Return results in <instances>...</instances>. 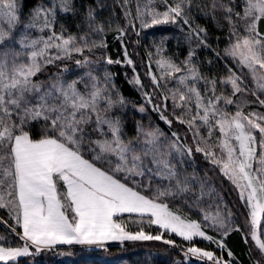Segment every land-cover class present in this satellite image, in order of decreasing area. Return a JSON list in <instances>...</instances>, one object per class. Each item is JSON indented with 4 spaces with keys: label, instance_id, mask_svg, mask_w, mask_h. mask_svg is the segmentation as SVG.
Instances as JSON below:
<instances>
[{
    "label": "rangeland",
    "instance_id": "rangeland-1",
    "mask_svg": "<svg viewBox=\"0 0 264 264\" xmlns=\"http://www.w3.org/2000/svg\"><path fill=\"white\" fill-rule=\"evenodd\" d=\"M154 2L142 0L136 7L141 29L137 37L148 52L147 69L141 70L148 87L144 97L148 109L142 114L140 134L146 153L140 163V158L120 151L118 164L127 170L134 162L142 165L150 177L145 182L148 192L154 176L162 182L175 178V187L166 183L168 190H161V184L160 192L155 189L153 195L165 199L173 187V194L186 193L185 200L172 208L95 165L104 175L95 176V210L79 209L75 216L64 187H59V171H52L57 174L52 177V190L54 184L60 190L54 194L61 209L56 218L55 203L47 195L42 199L28 194L27 184L22 189L30 199L20 205L15 193V159L23 152H33L39 159L34 169L42 173L49 168L45 148L64 146L79 154L61 137L76 145V127L91 120L89 115L82 116V104L91 87V107L95 108V102L98 107L105 103L100 98L103 91L97 88L108 87L107 63L115 61L105 58L101 20L84 23L76 33L61 24L59 14L68 12L72 0H47L26 14L21 13L18 0H0V208L11 206L10 212L15 213V201L19 206L14 226H8L9 233L2 238L21 243L14 248L0 246V262L23 257L29 262L73 264L83 257L79 264H93L86 257L95 255L105 264H129L143 257L130 260L128 255L145 253L147 262L160 259L166 263L171 258L181 264L182 259L172 256L178 252L185 256L184 261L230 264L212 251L174 246L160 232L183 241L201 239L219 249L224 233L238 224L252 264H264V36L254 26L256 18L264 16V0H245L244 14L234 24L236 30L230 31L227 44L216 45L215 52L205 48L201 53L197 50L203 44L202 30L180 21L192 22L185 6L175 3L161 8L153 6ZM167 25L175 26V44L188 45L184 60L169 49L166 40L171 37L156 30ZM127 40L133 42L130 36ZM134 59L125 52L122 64L132 70L126 72L128 80L139 88L142 84ZM153 104L161 105L164 119L176 123L181 134L192 137L204 162L199 169L195 164L188 166L191 158L180 148L179 135L149 128ZM34 116L57 121L61 129L64 126L59 137L32 140L21 126ZM109 139L96 140V145L107 152L113 150ZM92 143L95 151V137ZM132 143L131 148L135 147ZM150 162L159 169L158 174L150 172ZM28 169L33 170V165ZM87 204L92 206V202ZM153 227L159 228L157 235H151ZM113 244L120 246L116 252L107 249Z\"/></svg>",
    "mask_w": 264,
    "mask_h": 264
},
{
    "label": "trees",
    "instance_id": "trees-1",
    "mask_svg": "<svg viewBox=\"0 0 264 264\" xmlns=\"http://www.w3.org/2000/svg\"><path fill=\"white\" fill-rule=\"evenodd\" d=\"M141 1L142 0H72V5L68 7V12L59 14L61 24L73 33L79 31L83 24L90 20H101L102 31L105 37V58L115 61L112 63H107L110 71V77H107L105 82H107L108 87L106 89L103 87L104 90H102L99 86L97 88L103 91L100 98H102L105 103H102V105L98 107L97 103L95 102V108L91 107V104H89L91 97L89 98V96H92V94L90 95V92L92 90L94 91L93 87H91L89 89V94L87 95L88 98L86 97L87 102L82 104V112H85V115L82 116L89 115L91 120L89 122L84 121V125L82 127L79 125L76 127V133L74 135L77 142L76 145L70 141L67 142L63 137H61V135L60 137L64 144L77 151L89 162L93 163L105 172L112 174L114 177L140 191L142 194L152 197L157 201L164 202L173 208L185 200L183 196L186 194L185 192L173 194L172 187L171 193L168 191V196H166L164 199L162 197H155L153 195V191L155 189H159L157 191L160 192L161 184V190L168 186L166 183L174 185L175 178H169V180H164L166 182H162L161 179H156L154 176L152 179L153 187L150 188L148 192L145 187V182L148 181L150 177L147 174V170L142 165L139 167L138 164L134 162L131 164L133 167L128 170L123 169V167H120L119 165L121 163V160L119 159L120 151L123 153L128 152L130 153V156H133L134 158H140L138 160L140 163V160L143 158V154L146 153V148H141L145 145L140 141V134L142 132V126L144 123L142 114L146 109H148L144 99L145 94L148 93V87L145 83V81H147V76L141 74V70L144 72L145 69H147L146 59L148 58V52H144V43L139 39V37H137L139 35L138 32L141 29H139L136 7L138 6L137 3L141 4ZM46 2L47 0H18V6L21 13L26 14L35 7H39ZM175 3L183 4L186 10L189 12V17L192 19V22L188 23V21L184 19L182 20V18H180L182 25L187 27H196L202 30L203 44L198 48L197 53H201L205 48L215 52L216 45L225 46L228 41L227 37H230V31L232 34V32L236 30L234 24L237 23L240 18H242L245 10V0H155L152 5L155 6L156 4L158 7L165 8L168 6L172 7V5ZM254 26L256 32L259 35L264 36V16L257 17ZM156 30L161 35L166 34V36L171 37L166 40V43L168 44L169 49L173 51L175 55H177V58L180 57V60L187 58L189 52V48L187 47L188 45H186V43L181 45L179 42L175 44L174 39H172V37H175L174 34L176 33L174 25L159 27ZM130 33L132 35H130ZM129 36L133 38V42L131 43H129L127 40V37ZM132 50L134 53L130 55ZM125 52L127 56L131 57V60H133L136 56L133 62H135L136 70L140 75L142 84L141 86H143L145 92L142 90L141 86H139V88L135 87L128 80V74H130L132 70L129 69L126 64H122L123 60H125ZM140 64H142V67H139ZM47 65L52 64L48 63ZM89 68L90 67L87 69ZM74 73H76V71ZM63 74L65 75L64 72ZM83 81L88 83L87 79L85 80V77H83ZM96 85L97 84H95L94 87H96ZM152 106L153 111H151L150 114L153 119H151L149 128H157L160 134L162 132L168 135H171L172 133L179 135L177 136V140L182 146L180 148H182L184 151L186 149L187 152L185 153L191 158V163L188 166L191 168V166L195 164L199 169L198 165L200 166L201 163L204 162L201 161L200 156L197 155L194 149V145L191 140L192 137L190 135L185 137L183 134H181V131L179 130L176 123L171 120L166 121V119H164L165 111L163 108H161V105L158 106L157 104H153ZM77 115H80V113ZM62 129L59 127V123L57 121L49 120L43 116H34L26 119L21 126V130L26 132L32 140H37L46 136L59 137V131H62ZM105 131L108 133H104ZM94 137L95 151L92 148ZM106 137L110 138L109 140L112 142V146L114 148L108 152L103 150V146L100 147L96 145V140H101ZM132 142H135V147L133 148H131L133 145ZM152 150L155 151L157 149L152 148ZM110 164L112 165L110 166ZM149 164L150 165L148 166H153L150 172L152 174H158L159 169L156 167V165L152 164V162ZM57 181L60 189H63L62 182L60 180ZM166 190L168 189L166 188ZM59 191L60 190L58 188V193ZM229 201L231 202V200ZM15 202H17V205H15L16 209L14 207H12V209H15L16 212H18V201ZM10 209L11 206H8L7 209L0 208V245L8 248H14L21 243L9 242L7 239L2 238V236H6L9 233L8 226H14V217L17 219L15 214L16 212H10ZM15 230L20 232V226L15 225ZM158 232H160L159 228L153 227L151 235H157ZM160 234L163 239L173 242L174 246H181L182 248H184V246H195L200 249L212 251L215 256L228 261L230 264H252L253 262L249 246L244 238L242 229L238 224H235L234 227L224 233V237L222 238V246L219 249L211 244H207L201 239L183 241L173 234H167L166 232H160ZM119 248V245L114 244L107 247L110 252H116V250H119ZM136 256L143 258L138 263L129 264H151L152 262L153 264H179L178 262L175 263V259L173 260L171 258H169L171 261L166 263L160 259H153L151 262H147L144 257L146 256L145 253H141L139 255H128L130 260H134ZM172 256L173 258L178 257L182 259L183 263H181V261V264H207L201 260L196 261V259H193V262L187 260L184 261L185 256L178 252H174ZM44 258L47 259L48 257L44 256ZM86 258V260H89V262L93 264H105L95 255ZM82 260H84L83 257L81 259H75L73 264H79V262ZM0 264L54 263H52L50 260L48 263L46 261L29 262V260L22 257L16 261H8L4 263L0 262Z\"/></svg>",
    "mask_w": 264,
    "mask_h": 264
},
{
    "label": "crops",
    "instance_id": "crops-1",
    "mask_svg": "<svg viewBox=\"0 0 264 264\" xmlns=\"http://www.w3.org/2000/svg\"><path fill=\"white\" fill-rule=\"evenodd\" d=\"M45 151L48 155L46 159L44 158V161L45 163H47V160L49 161L47 164L49 168L42 173H37L34 169L37 164L36 160L39 159L32 156L33 152H23V156L21 155L15 159L16 193L20 205L22 206L23 201L26 202L27 199H30L22 189V186L27 184L25 190L28 194L41 196L42 199L44 195H47V200L55 203L56 213L59 212L55 217L59 218L61 209L60 204L54 198V194L56 196L58 194L55 184L53 186L54 190H52V177L57 175H53L52 171H59V179L63 184L65 195L71 202L73 216L76 215L79 209L89 210L92 207L95 210V176L104 178L103 173L82 155L67 147H47ZM49 157L50 159H48ZM31 165H33V170H27ZM88 202H92V206L87 204Z\"/></svg>",
    "mask_w": 264,
    "mask_h": 264
}]
</instances>
